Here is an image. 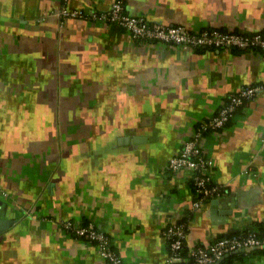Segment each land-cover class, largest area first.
I'll return each instance as SVG.
<instances>
[{
  "label": "crops",
  "instance_id": "0c3cea01",
  "mask_svg": "<svg viewBox=\"0 0 264 264\" xmlns=\"http://www.w3.org/2000/svg\"><path fill=\"white\" fill-rule=\"evenodd\" d=\"M111 2L0 0V216L13 219L0 264H105L68 219L106 233L122 264H163L161 231L185 215L187 251L264 225V88L200 139L218 194L191 209L192 170L167 167L229 93L264 86V53L139 41L58 13ZM123 2L150 22L264 34V0ZM238 253L218 264H264L261 249Z\"/></svg>",
  "mask_w": 264,
  "mask_h": 264
},
{
  "label": "built area",
  "instance_id": "2783aa9c",
  "mask_svg": "<svg viewBox=\"0 0 264 264\" xmlns=\"http://www.w3.org/2000/svg\"><path fill=\"white\" fill-rule=\"evenodd\" d=\"M63 17L100 18L115 23L124 28L136 40L160 41L180 44L184 47H237L241 49H257L264 53V34L261 32L243 33L222 30L212 27H202L196 30L188 29L179 24H162L150 22L143 16L130 14L126 11L123 0H112L107 10H83L68 8L62 5L58 11ZM263 84L255 83L242 86L227 95L225 102L210 117L199 121L194 130L181 145L177 154L167 161L169 169L190 168L194 194L190 208L196 209L200 204L216 195L220 185L213 182V164L206 156L201 145V137L209 131H215L225 126L230 117L245 101L263 91ZM62 226L81 236L85 240L95 241L97 252L105 264H122V259L112 246L109 236L95 225H75L68 219ZM162 235L168 240V256L163 264L181 261L183 242L187 232V223L183 221L166 224ZM264 247V235L253 232H239L224 235L212 240L207 246H194L188 251L193 264H215L223 255L230 252L246 251L251 248Z\"/></svg>",
  "mask_w": 264,
  "mask_h": 264
},
{
  "label": "trees",
  "instance_id": "16d2710c",
  "mask_svg": "<svg viewBox=\"0 0 264 264\" xmlns=\"http://www.w3.org/2000/svg\"><path fill=\"white\" fill-rule=\"evenodd\" d=\"M191 190H192V193L194 194V187H193L192 179H191ZM188 218H189V215H185L183 217V221L185 222V220H187ZM255 234L256 235H264V225L260 224L259 229L255 232ZM166 242H167V248H168V246H169L168 240H166ZM258 249H261V251H264V247H258ZM185 252H188V251L185 249L184 242H183V248L181 249V253L184 254ZM239 254L240 253H238V252H230V253H228L229 256L228 255L227 256L228 257H234L235 255H239ZM189 258L193 264V261H192L190 256H189ZM219 264H221V263H219Z\"/></svg>",
  "mask_w": 264,
  "mask_h": 264
},
{
  "label": "water",
  "instance_id": "95a60500",
  "mask_svg": "<svg viewBox=\"0 0 264 264\" xmlns=\"http://www.w3.org/2000/svg\"><path fill=\"white\" fill-rule=\"evenodd\" d=\"M13 219H10V218H5V217H1L0 216V233L2 231H4L7 227L10 226V224L13 222L12 221ZM236 252V251H235ZM227 254L223 255L222 257H220L216 262L215 264H218V262L224 257V256H227Z\"/></svg>",
  "mask_w": 264,
  "mask_h": 264
}]
</instances>
